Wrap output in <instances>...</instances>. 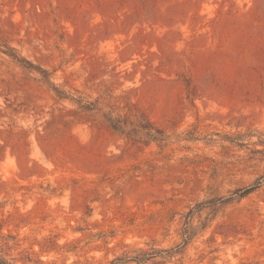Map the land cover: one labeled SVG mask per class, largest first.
<instances>
[{
	"label": "rangeland",
	"instance_id": "obj_1",
	"mask_svg": "<svg viewBox=\"0 0 264 264\" xmlns=\"http://www.w3.org/2000/svg\"><path fill=\"white\" fill-rule=\"evenodd\" d=\"M0 217L55 264H264V0H0Z\"/></svg>",
	"mask_w": 264,
	"mask_h": 264
},
{
	"label": "trees",
	"instance_id": "obj_2",
	"mask_svg": "<svg viewBox=\"0 0 264 264\" xmlns=\"http://www.w3.org/2000/svg\"><path fill=\"white\" fill-rule=\"evenodd\" d=\"M60 98L68 97L64 92H58ZM107 121L110 126L120 132L125 133V128L123 125V120L118 117H112L111 114H107ZM137 130V128H135ZM138 131V130H137ZM147 135L156 140V136L150 130H148ZM255 189V186L250 185L246 187L237 188L233 193L235 197L226 198L227 201L242 199L246 195L250 194ZM221 199V198H220ZM219 200V199H218ZM204 208L203 202H198L195 205H191L188 211L182 214V224L181 236L183 237V242L188 245L197 230L198 225H194L195 217L199 216ZM19 227V224H16ZM7 227V220L0 217V264H55L56 260L45 261L41 259V255L50 254L52 252H72L77 248L76 245H71L72 243L66 242L65 245L60 246L57 244L53 236H44L42 241H38L39 251L34 249V242L30 244L29 247H22V239L19 233H14L10 228ZM205 226H202V229ZM148 248L138 247L128 249L123 256H116L108 261V264H126L128 262H136L137 264L145 263L149 260L155 259L160 255V251L155 247L154 242H146ZM170 256L174 253L172 250H166Z\"/></svg>",
	"mask_w": 264,
	"mask_h": 264
}]
</instances>
